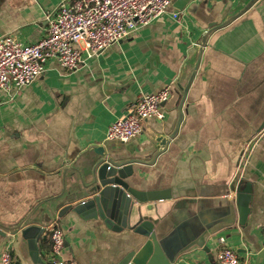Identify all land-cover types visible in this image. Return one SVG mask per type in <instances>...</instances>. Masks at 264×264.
<instances>
[{
    "label": "crops",
    "instance_id": "obj_1",
    "mask_svg": "<svg viewBox=\"0 0 264 264\" xmlns=\"http://www.w3.org/2000/svg\"><path fill=\"white\" fill-rule=\"evenodd\" d=\"M62 1L0 0V38L38 41L46 33V12ZM247 2L189 0L181 22L172 18L177 10L171 4L77 70L64 71L50 58L29 84L1 91L0 224L15 229L0 234V253L9 248L14 264H53L42 233L50 224L64 231L61 257L78 264H115L140 246V234L109 228L87 211L35 210L47 199L52 206L85 199L70 196L78 189L70 182L85 177L99 157L93 148L102 146L115 161L147 160L123 165V181L163 195L154 200L159 217L153 230L172 264H218L222 247L244 264H264V0L208 36L177 133L153 158L157 136L176 128L178 85L192 69L200 35ZM163 85L171 87L163 119L144 120L140 134L125 143L106 139L108 126L130 103ZM241 205L248 208L242 222Z\"/></svg>",
    "mask_w": 264,
    "mask_h": 264
},
{
    "label": "built area",
    "instance_id": "obj_2",
    "mask_svg": "<svg viewBox=\"0 0 264 264\" xmlns=\"http://www.w3.org/2000/svg\"><path fill=\"white\" fill-rule=\"evenodd\" d=\"M173 1H62L54 11L46 12V33L38 41L21 43L11 35L0 38V93L10 84L16 88L29 84L42 74L50 58H56L64 71L77 70L85 58L127 38L136 28L164 13ZM172 18L181 22L183 12H172ZM170 92L171 87L163 85L153 93L140 94L126 112L108 126L106 139L125 143L140 134L144 120L163 119V104ZM42 233L50 239L53 264H78L73 259L61 257L65 240L61 227L50 224L42 228ZM216 261L218 264H244L235 251L227 247L220 248ZM0 264H14L9 248L1 251Z\"/></svg>",
    "mask_w": 264,
    "mask_h": 264
},
{
    "label": "water",
    "instance_id": "obj_3",
    "mask_svg": "<svg viewBox=\"0 0 264 264\" xmlns=\"http://www.w3.org/2000/svg\"><path fill=\"white\" fill-rule=\"evenodd\" d=\"M256 0H248L239 10L228 16L221 24L209 26L199 37L198 48L192 69L184 85H178L182 97L180 100L179 116L176 128L169 135H159L156 138L157 146L153 158L164 151V147L177 133L178 125L182 118L181 107L187 89L192 82L196 73L202 50L206 44L208 36L218 28H221L231 22L233 19L246 11ZM189 0H174L172 7L180 11ZM264 126L262 123L261 128ZM94 151L99 155L97 160L86 173L85 177L78 174L79 180H72L70 185L78 189L74 190L71 195H82L85 199L73 203V199L67 198L66 202H60L59 206H52V200L41 201L36 207L38 213L44 215L51 211L58 210L59 216L67 212H74L83 215L84 211L92 214L93 217L101 219L109 228L121 229L130 228L134 232L144 237L143 242L135 250H130L115 264H172L170 257L164 252L158 241L153 227L159 217L157 199L161 198L160 192H140L123 181L125 172L122 166L132 163H148L143 159H129L115 161L107 154L102 146H95ZM114 183L116 186H114ZM80 186V188H79ZM163 196V195H162ZM154 201V202H153ZM155 203V204H153ZM64 204V206H62ZM127 205V206H126ZM62 206V207H61ZM127 207L125 217H122L123 208ZM61 207V208H60ZM60 208V210H59ZM54 209V210H53ZM240 221L242 222L248 208L244 205L238 207ZM136 215V220L132 222V215ZM14 226H5L0 224V234L14 230Z\"/></svg>",
    "mask_w": 264,
    "mask_h": 264
}]
</instances>
